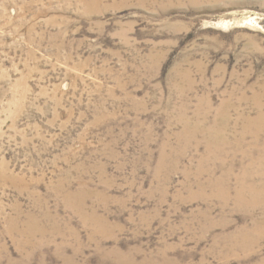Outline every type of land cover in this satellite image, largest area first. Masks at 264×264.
<instances>
[{"label":"rangeland","instance_id":"1","mask_svg":"<svg viewBox=\"0 0 264 264\" xmlns=\"http://www.w3.org/2000/svg\"><path fill=\"white\" fill-rule=\"evenodd\" d=\"M0 264H264V0H0Z\"/></svg>","mask_w":264,"mask_h":264},{"label":"bare ground","instance_id":"2","mask_svg":"<svg viewBox=\"0 0 264 264\" xmlns=\"http://www.w3.org/2000/svg\"><path fill=\"white\" fill-rule=\"evenodd\" d=\"M260 192H261V191H259V193H260ZM254 193H255V192H254ZM261 193H262V192H261ZM257 194H258V193H257ZM259 195H260V194H259ZM259 195H258V196H259ZM254 196H255V194H254ZM256 197H257V196H256ZM252 199H253V198H252ZM253 200H254V199H253Z\"/></svg>","mask_w":264,"mask_h":264}]
</instances>
